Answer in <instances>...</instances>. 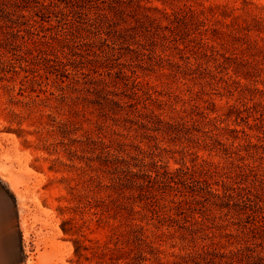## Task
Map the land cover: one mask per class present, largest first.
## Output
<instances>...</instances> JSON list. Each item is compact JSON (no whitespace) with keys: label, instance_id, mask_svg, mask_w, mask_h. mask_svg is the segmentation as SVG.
Listing matches in <instances>:
<instances>
[{"label":"rangeland","instance_id":"rangeland-1","mask_svg":"<svg viewBox=\"0 0 264 264\" xmlns=\"http://www.w3.org/2000/svg\"><path fill=\"white\" fill-rule=\"evenodd\" d=\"M29 1L0 0L19 264H264V0Z\"/></svg>","mask_w":264,"mask_h":264},{"label":"bare ground","instance_id":"bare-ground-1","mask_svg":"<svg viewBox=\"0 0 264 264\" xmlns=\"http://www.w3.org/2000/svg\"><path fill=\"white\" fill-rule=\"evenodd\" d=\"M0 177L3 179V180H6V181H8V182H10L11 183V185H13L14 187L13 188H15L16 189V191H20V190H18L17 189V187H21V189H23L24 188V186L25 185H22L21 184V182L19 181V179H18V177L17 176H15L14 174H12V172L8 169V168H6V167H4L3 165H1L0 164ZM2 187V186H1ZM26 188V187H25ZM2 189H0V191H1ZM2 192H0V195H2L1 194ZM3 196H4V194H3ZM3 196H2V198H3ZM1 199V198H0ZM3 200H5V198H3ZM2 199H1V201H3ZM1 203V202H0ZM5 205V204H4ZM23 205V204H22ZM11 206V205H10ZM21 206V205H20ZM1 207V206H0ZM19 207V206H18ZM2 208V207H1ZM0 208V209H1ZM20 208V207H19ZM24 208V207H23ZM12 209V208H11ZM18 209V208H17ZM16 210V209H15ZM14 211V210H13ZM18 212H19V214L21 213V210H17ZM14 213H17L16 211L14 212ZM13 213V214H14ZM18 214V215H19ZM21 214H23V213H21ZM19 215V220H18V223H19V225H20V230H21V232H22V235H23V240L25 241V242H27L28 241V238H29V230L27 229V222H28V218H30V217H28V218H26L25 217V215ZM14 218V217H13ZM11 219V217H10V215H9V213L7 212V211H5V210H1L0 211V264H19V262H20V260H21V258L19 259V262H18V259H17V257H16V255H15V249L16 248H14V244H16V246L15 247H17V243H16V238L17 237H15L16 235V232H17V230L15 231L14 230V228L17 226V224H16V226H15V222L16 221H14V219ZM12 221H11V220ZM33 219H34V221H37V222H41L42 221V218L40 217V216H35V217H33ZM18 227V226H17ZM29 228V227H28ZM15 229H17V228H15ZM19 231V230H18ZM20 236V235H19ZM18 236V237H19ZM18 239V238H17ZM22 240V241H23ZM19 243V242H18ZM52 244V243H51ZM51 244H48V243H46L45 242V246L46 247H52V245ZM39 249V248H38ZM37 250V249H36ZM19 251V250H18ZM37 252V251H36ZM39 253V252H38ZM37 255H40V256H38V260H40L39 258H43L44 257V255H45V252H43L42 254H37ZM58 256H57V260H58V257L61 255V253H58L57 254ZM20 257H21V255H20ZM30 256H28V258H29ZM32 257L33 256H31V258H29L28 260H26V264H32ZM19 258V257H18ZM34 262V261H33ZM21 263V262H20ZM24 264V263H23ZM46 264H50V263H46Z\"/></svg>","mask_w":264,"mask_h":264},{"label":"trees","instance_id":"trees-1","mask_svg":"<svg viewBox=\"0 0 264 264\" xmlns=\"http://www.w3.org/2000/svg\"><path fill=\"white\" fill-rule=\"evenodd\" d=\"M20 1H23V2H30L29 0H20ZM71 1H73L75 4H79V3H81V1H84V0H71ZM111 1H112V0H111ZM47 6H48V5H47ZM47 6H45V5H41L42 10H43V9L46 10ZM54 7H55V12H52L51 14L58 13L60 16H64V15H66L65 10H64L63 8H61V7L57 6V5H55ZM106 21H108V19H107V15L102 14V15L99 17V19H94L93 22H96V23L102 25V24H103L104 22H106ZM254 190L257 191V189H254ZM250 193H251V192H250Z\"/></svg>","mask_w":264,"mask_h":264}]
</instances>
